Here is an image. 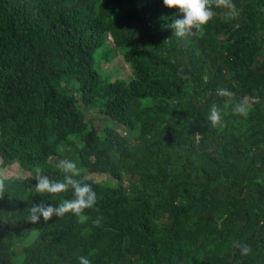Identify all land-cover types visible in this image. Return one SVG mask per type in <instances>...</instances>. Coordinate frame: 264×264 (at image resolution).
Listing matches in <instances>:
<instances>
[{"label": "trees", "instance_id": "obj_1", "mask_svg": "<svg viewBox=\"0 0 264 264\" xmlns=\"http://www.w3.org/2000/svg\"><path fill=\"white\" fill-rule=\"evenodd\" d=\"M233 3L238 15L213 8L177 38L182 17L163 0H0V166L31 175L0 174V264H264V0ZM105 39L133 76L108 83L97 108ZM79 104L110 125L101 133ZM61 158L96 205L84 223L69 212L33 224L32 205L73 198L33 189L37 167L63 180Z\"/></svg>", "mask_w": 264, "mask_h": 264}, {"label": "clouds", "instance_id": "obj_2", "mask_svg": "<svg viewBox=\"0 0 264 264\" xmlns=\"http://www.w3.org/2000/svg\"><path fill=\"white\" fill-rule=\"evenodd\" d=\"M163 4L170 9H177L178 15L182 17L174 19L171 24L177 38H186L201 32L215 15L213 8H226L230 10L233 17L238 15L233 0H163ZM217 94L226 98L225 107L232 105L235 114L247 115L248 105L244 101L235 102L234 93L223 89L217 90ZM208 120L213 127L223 126L222 112L216 104L211 105ZM56 166L64 174L62 181L51 179L42 173V169L36 168L34 179L37 183L33 187L35 193L58 195L72 190L73 198L64 199L58 204V207L43 203L32 205L28 221L34 224L39 221L41 216L44 221H48L54 215L61 218L71 212L78 218V222H86L88 217L84 213L86 209H92L96 205V192L89 183L77 178L81 176V172L76 162L62 159ZM4 188V181L0 180V193L4 192ZM102 219V217H97L93 224L97 227L100 226ZM234 246L239 247L241 255L247 256L252 253L250 245L234 244ZM78 259L79 264H91V261L85 256H80Z\"/></svg>", "mask_w": 264, "mask_h": 264}, {"label": "rangeland", "instance_id": "obj_3", "mask_svg": "<svg viewBox=\"0 0 264 264\" xmlns=\"http://www.w3.org/2000/svg\"><path fill=\"white\" fill-rule=\"evenodd\" d=\"M118 54V53H117ZM95 67L101 76V81L96 89V107L99 108L103 105L104 101L102 100L101 93L103 89L108 83L115 82L117 80H130L133 76L132 70L125 63L122 55H116V49H114L113 45L108 41V39L104 40V43L95 53ZM77 97V92L71 91ZM79 107L82 108L86 114L87 120L91 121L94 126L102 133L105 126L110 125L109 122H105L99 119L97 110L94 108H86L84 105L79 104ZM62 159L61 158L56 161V164ZM1 163V159H0ZM0 174L3 177H11L14 178H24V180L29 181L31 175L29 173H25L22 171L21 167L15 164H9L5 167L0 166ZM105 180V179H104ZM103 181V180H101Z\"/></svg>", "mask_w": 264, "mask_h": 264}]
</instances>
